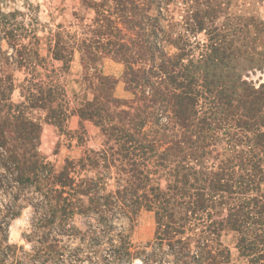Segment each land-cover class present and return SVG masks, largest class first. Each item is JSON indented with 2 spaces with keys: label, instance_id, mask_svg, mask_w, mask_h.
Segmentation results:
<instances>
[{
  "label": "trees",
  "instance_id": "1",
  "mask_svg": "<svg viewBox=\"0 0 264 264\" xmlns=\"http://www.w3.org/2000/svg\"><path fill=\"white\" fill-rule=\"evenodd\" d=\"M171 1H93L94 22L103 32L86 46H98L103 39L116 46L114 53L125 65L124 82L134 97H115L116 79L86 69L85 79H95L96 87L91 81L92 98L83 97L74 111L100 126L106 142L78 161L67 160L58 172L39 153L40 123L26 110L47 108L49 120L64 122L71 112L63 85L33 83L37 77L31 75L25 79V101L14 104L12 76L0 77V193L9 196L0 209V264H37L34 260L41 257L42 248L27 252L7 240L9 220L33 199L42 205L40 226L59 229L75 215L95 220L88 225L90 243L106 234L112 249L110 259L97 264L130 263L143 253L147 264L150 253L134 247L125 227L113 235L110 223L114 211L133 221L141 209L153 211L154 242L168 247L165 253L174 256L173 264H231L230 249L221 240L228 232L237 234L236 247L249 264H264V83L255 90L243 87L240 93L215 85L214 70L222 62L214 43L202 45L205 51L195 66L192 58L184 63L191 51L188 35L171 39L164 34L169 29L158 25L159 15L151 13ZM182 1L196 3V12L185 21L191 30L193 25L203 29L205 17H217L216 0ZM205 2L210 3L202 12L199 6ZM14 17L15 12L0 10V39L14 49L17 67L33 74L46 60L32 44L20 41L27 28ZM120 24L138 28L141 37L122 35ZM167 43L178 51L168 52ZM72 48L57 38L51 56L62 66L54 73L69 67ZM111 168L123 180L114 191L107 190Z\"/></svg>",
  "mask_w": 264,
  "mask_h": 264
},
{
  "label": "rangeland",
  "instance_id": "2",
  "mask_svg": "<svg viewBox=\"0 0 264 264\" xmlns=\"http://www.w3.org/2000/svg\"><path fill=\"white\" fill-rule=\"evenodd\" d=\"M93 1L101 0H0L1 12L5 14L15 12L14 20L27 28L20 41L32 44L33 50L36 49L40 57L46 60L45 64L41 63L35 67L33 74H29L25 67H17L18 58L14 49L6 39H0V77L11 75L13 78L11 102L20 104L25 101L28 87L25 79L31 75L37 77L36 80H32L33 83L37 80L43 81L44 84L51 80L57 81L66 91L71 113L64 122L56 123L55 120H49L47 108L36 107L26 110L27 116L40 123L38 151L53 165L56 172L63 168L67 160L78 161L84 158L88 151H99L104 148L106 142V136L100 126L89 119L80 118L74 111L83 97L92 98L91 81L96 87L95 79L91 77L89 79L87 76L85 79L86 69L90 71L96 69L100 74L116 79L117 83L113 89L115 97L126 100L134 97L124 82L125 65L119 55L114 53L116 46L105 44L104 39L98 46L95 44L90 48L86 46L103 32L94 22L96 13L91 6ZM209 3L205 2L199 6L202 12ZM216 3L217 17L214 19L205 17L204 28L199 31L197 25H193L191 30L185 22L196 12L194 8L196 3L189 5L190 3L186 4L182 0H172L166 6L161 4L158 10H151V13L159 15L161 21L158 25L165 31L169 29V34L167 32L164 34L171 39L177 35H188L191 44L187 47H191V51L184 63L192 58L191 64L195 66L200 60V53L205 51L202 45L217 44L215 45L216 54L219 55L217 59H221L222 63H218L214 70L215 85H226L230 90L234 89L235 93L242 92L243 87L252 90L260 88L264 83V0H216ZM115 16L116 14L112 13L113 19ZM119 27L122 28L121 34L126 33L128 38L135 36V33L139 37L142 35L138 28L127 30L123 24ZM33 36H36L37 43ZM57 36L61 45L66 47L71 45L73 50L69 67L65 71L55 70L54 73L52 69H59L62 66L61 61L51 56ZM165 49L170 53L178 51L175 46L168 43ZM212 67H209L210 73H213ZM0 90L3 91L1 88ZM255 94L252 93V96ZM1 172L3 171L0 169ZM110 172L111 179H108L107 190L114 191L123 180L117 176L114 168H111ZM261 189L264 191V182L261 183ZM14 191L13 189L12 192ZM8 197V193L4 195L0 193V209ZM23 205L20 214L9 220L7 240L9 243L23 246L27 252H31L33 247L42 248L43 253L40 258L34 260L35 263L97 264L104 258L110 259L112 249L107 242L106 234H100V241L96 244L89 241L91 232L88 225L95 220L75 215L68 221V225L59 229L53 227L54 225L40 226L38 219L42 216V205L40 206L34 199L23 202ZM133 218V221H130L122 212L119 214L114 211L110 221L112 234H118L120 228L125 227L129 230L134 247L150 253L147 264H173L174 256L169 252L165 253L168 247L159 246L154 242L156 224L153 211L141 209ZM221 240L230 249L231 264H249L248 258L236 247L237 234L222 233ZM113 243H118L116 236ZM145 257L146 253L142 256L135 255L130 263L125 264H145L143 263ZM151 259L153 262L150 263Z\"/></svg>",
  "mask_w": 264,
  "mask_h": 264
}]
</instances>
